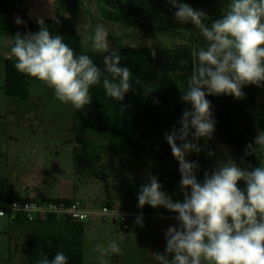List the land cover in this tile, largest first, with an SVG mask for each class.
Returning <instances> with one entry per match:
<instances>
[{"label": "clouds", "instance_id": "9594fccd", "mask_svg": "<svg viewBox=\"0 0 264 264\" xmlns=\"http://www.w3.org/2000/svg\"><path fill=\"white\" fill-rule=\"evenodd\" d=\"M164 2L176 9L174 18L179 23L190 22L206 43L193 53L196 61L186 88L180 90L181 100L190 104L191 110L183 111L179 128L173 125L164 133L178 162L183 200H173L151 174L139 189L138 208L163 207L174 213L172 218L177 221L164 232V252L151 254L159 264H264V163L245 168L228 158L204 171L199 181L198 161L186 158L189 153L199 154L203 149L197 142L210 140L215 132L216 120L207 96L240 99L245 86L264 87V0H229L227 10L210 25L205 22L207 14L185 0ZM15 23L23 21L16 17ZM37 23L39 31L14 35L9 58H15L18 72L52 89L57 100L81 111L92 102L90 89L101 82L106 96L121 102L132 90L133 73L121 66L123 58L118 49H112L104 24L98 23L81 41L105 54L101 71L90 56L77 55L62 35H53L42 18ZM89 27L79 25L77 31L83 28L86 32ZM151 55L156 56L154 49ZM257 152L264 153V131H258L247 144L244 157ZM207 155L212 157L214 152L209 150ZM135 223L143 226L142 213ZM96 251L103 264L105 255L119 254L121 249L116 240H109L106 245L97 244ZM40 256L38 264H68L63 252L51 259L43 252Z\"/></svg>", "mask_w": 264, "mask_h": 264}, {"label": "trees", "instance_id": "16d2710c", "mask_svg": "<svg viewBox=\"0 0 264 264\" xmlns=\"http://www.w3.org/2000/svg\"><path fill=\"white\" fill-rule=\"evenodd\" d=\"M76 1L79 5L82 4L81 0ZM100 1L105 2L102 7L103 16L108 21L120 27L159 32L175 38L178 42L164 47L128 46L119 49V54L123 58L121 66L130 68L134 85L132 90L125 94L122 102L106 96L101 82L100 85L90 89L92 102L83 110L77 111L68 104L72 121L71 130L81 144H77L74 150V165L76 171L81 174L96 169L103 158L102 155L107 151L133 154L138 150L139 156L142 157L146 151L158 152L161 155L171 150L164 138V133L170 132L173 125L179 128L183 111L191 110V105L181 100L183 93L180 90L186 88L196 61L193 53L206 43L194 25L190 22L181 24L174 18L176 9L164 0ZM185 2L194 9L203 10L208 17L205 22L210 25L212 20L220 18L227 10L229 0H185ZM81 7L72 5L69 9L72 11ZM7 14L6 0H0V34L9 37L12 45L17 32L24 34L39 31L40 26L37 20L23 21L22 24L17 25L7 20ZM43 20L53 35H62L64 42L73 48L77 55L87 54L101 71L104 70L103 56L105 54L85 47L72 15L47 17ZM153 49L156 52L155 57L151 55ZM4 64L5 93L23 100L28 99L31 94L30 83L35 79L15 69V58L7 57ZM243 92L245 95L240 99L230 95L207 96L212 104L213 118L216 120L213 138L235 148H246L247 144L254 140L258 131L264 129V119L258 115L261 103L258 101L259 87L245 86ZM52 95L55 96L54 92ZM197 143L202 146L206 143V139L202 138ZM168 146L169 150H167ZM194 158V162L200 160ZM169 159L175 160L172 156H169ZM178 167L173 173L179 178L170 181L167 185L171 192L180 188L181 176ZM198 177L199 172H197ZM5 181L0 184V199L12 201L31 198H5L3 194ZM143 184L145 183H141L140 187ZM240 187L244 188L243 182L240 183ZM165 189L166 187L162 185V190L165 191ZM59 199L74 200L72 198H54L53 200ZM178 199L182 201L183 194H179ZM134 201L136 212L140 214L147 216L171 214L163 207L153 209L145 205L143 209H140L137 207L138 199L135 198ZM104 205L115 207L112 203H98L94 207ZM8 217L21 232L24 240L21 248L22 260L19 264H38L41 258L40 253H45L51 259L58 251L68 257V264H84L83 241L86 220L56 214L38 216L34 220H28L22 213ZM146 222L149 224L150 218Z\"/></svg>", "mask_w": 264, "mask_h": 264}, {"label": "rangeland", "instance_id": "374dc122", "mask_svg": "<svg viewBox=\"0 0 264 264\" xmlns=\"http://www.w3.org/2000/svg\"><path fill=\"white\" fill-rule=\"evenodd\" d=\"M81 1L82 4L79 5L76 0H6L7 20L15 22L16 17L28 21L72 15L77 27L90 25L86 32L83 28L79 30L82 39L85 34L91 35L95 26L102 23L109 31L108 39L113 50L128 46L164 47L178 42L159 32L120 27L104 18L102 7L105 2ZM72 5L82 7L71 11L69 7ZM11 45V39L0 34V184L6 180L3 187L5 198L24 197L28 194L31 198L41 195L47 198L69 197L81 201L87 207H93L94 203H112L131 213L136 210L134 200L139 193L140 184L147 183L151 174L166 187L165 192L173 200H179L178 195L183 194L180 188L173 192L167 188L170 181L179 178L173 173L178 162L176 159H169V156L173 157L171 150L161 155L146 151L142 157L138 150L133 154L107 151L96 169L85 174L78 173L74 166V150L79 142L71 130L68 104L57 100L52 95V89L36 79L30 83L31 94L28 99L23 100L5 93L4 62L10 55ZM84 45L93 50L90 42ZM258 101L262 103L258 115L264 119V87H259ZM200 147L203 150L199 154L189 153L186 157L190 161L194 157L200 159L199 181L203 180L204 171H210L218 162L228 158L245 168L264 163V153L257 152L244 157L246 148H235L213 137ZM209 150L214 152L212 157L207 155ZM41 158L50 173L35 171L36 163ZM27 185L29 188L25 189ZM174 215H143V226H140L135 223L137 216L132 213L129 217L130 228L127 230L119 221L101 218L87 220L83 241L84 264H102L101 254L96 251V246L106 245L109 240H116L121 252L108 253L103 258V264H159L151 253L164 252V232L169 226L177 224L172 218ZM148 218L149 224L146 222ZM23 244L21 232L10 218L0 217V264H19Z\"/></svg>", "mask_w": 264, "mask_h": 264}, {"label": "built area", "instance_id": "2783aa9c", "mask_svg": "<svg viewBox=\"0 0 264 264\" xmlns=\"http://www.w3.org/2000/svg\"><path fill=\"white\" fill-rule=\"evenodd\" d=\"M0 217H8L9 215L16 216L17 213H22L28 220H34L38 216H46L56 214L66 216L77 220H90L92 218H101L103 220L119 221L123 227L129 228V217L132 213L118 207H87L79 200H53V199H36L28 198L25 200L13 199L7 201L0 199ZM123 216L120 219L119 215Z\"/></svg>", "mask_w": 264, "mask_h": 264}, {"label": "crops", "instance_id": "0c3cea01", "mask_svg": "<svg viewBox=\"0 0 264 264\" xmlns=\"http://www.w3.org/2000/svg\"><path fill=\"white\" fill-rule=\"evenodd\" d=\"M43 151V150H42ZM106 153V152H105ZM104 155V154H103ZM75 166V165H74ZM37 170H39L40 172H42V173H50V172H48L47 170H46V167H45V164L43 163V159L41 158L40 159V162H38L37 161V163H36V166H35V171H37ZM27 188H29V186L27 185V186H25V189H27ZM28 196H30L29 194H28ZM28 196H24V197H28ZM32 198H35V197H33L32 196ZM37 198H40V199H54V198H47L46 196H39V197H37ZM61 198V197H60ZM63 198H69V197H63ZM96 203H94L93 205H95ZM127 211V210H126ZM135 211V212H134ZM133 212H131V213H133V214H135V216H138V215H140V213H138V212H136V210H134ZM143 215V214H142Z\"/></svg>", "mask_w": 264, "mask_h": 264}]
</instances>
